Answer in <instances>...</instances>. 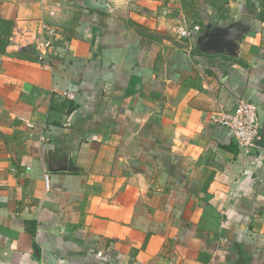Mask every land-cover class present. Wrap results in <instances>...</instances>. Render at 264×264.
Masks as SVG:
<instances>
[{"label":"crops","instance_id":"0c3cea01","mask_svg":"<svg viewBox=\"0 0 264 264\" xmlns=\"http://www.w3.org/2000/svg\"><path fill=\"white\" fill-rule=\"evenodd\" d=\"M107 1L0 0V264H264V148L214 121L264 126V0ZM51 6L48 57L7 52Z\"/></svg>","mask_w":264,"mask_h":264},{"label":"built area","instance_id":"2783aa9c","mask_svg":"<svg viewBox=\"0 0 264 264\" xmlns=\"http://www.w3.org/2000/svg\"><path fill=\"white\" fill-rule=\"evenodd\" d=\"M48 12L49 19H41L31 26L15 23L5 35L3 45L5 50L9 52L32 46L39 58L48 57L60 38V24L57 20L58 9L51 6ZM198 30V25L177 27V35L185 38ZM214 121L227 126L232 131L235 142L246 153L258 148L256 141L260 138L261 125L257 108L253 103L240 100L233 109L218 113ZM45 181L48 182L47 175H45Z\"/></svg>","mask_w":264,"mask_h":264},{"label":"water","instance_id":"95a60500","mask_svg":"<svg viewBox=\"0 0 264 264\" xmlns=\"http://www.w3.org/2000/svg\"><path fill=\"white\" fill-rule=\"evenodd\" d=\"M72 4L86 9H95L101 12L110 13L113 11L111 3L107 0H71ZM206 39L202 42V47L206 51L224 52L233 54L234 37L229 33H209ZM258 147L264 148V126L260 133V138L256 141Z\"/></svg>","mask_w":264,"mask_h":264}]
</instances>
